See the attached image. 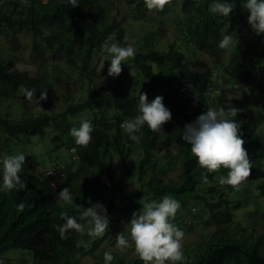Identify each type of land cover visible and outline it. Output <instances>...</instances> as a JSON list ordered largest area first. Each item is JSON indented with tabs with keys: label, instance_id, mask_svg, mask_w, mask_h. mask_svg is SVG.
Masks as SVG:
<instances>
[{
	"label": "trees",
	"instance_id": "trees-1",
	"mask_svg": "<svg viewBox=\"0 0 264 264\" xmlns=\"http://www.w3.org/2000/svg\"><path fill=\"white\" fill-rule=\"evenodd\" d=\"M129 1L135 4L131 7L132 17L146 6L144 0ZM212 2L201 0L195 7L200 19L183 28V35L195 50L194 54H186L179 48L169 51L136 48L131 62L137 65L142 79L148 80L149 91L164 90L163 103L172 113V119L159 132L144 125L140 133H136L140 136L137 142L132 141L120 125L137 114L139 99L104 79L93 85L94 89L85 100L73 101L55 115L41 111L37 115L25 113L17 119L12 117L13 113H2V101L13 99L22 88L35 90L37 99L40 92L46 90L47 94L61 91L63 97L70 100L68 91L74 69L79 70L82 77H93L96 71L89 67L92 58L100 55L110 58L102 50V43L109 34L116 33L122 45L129 43L122 21L108 13L107 0H79L78 7H67L62 0L5 1V8L0 10V31L6 32L17 48L19 40L15 31L22 30L33 36L32 58L37 70L32 74L28 70L8 69L4 60H0V158L5 145H16L14 139L43 136L50 126L69 121L71 116L77 117L86 111L94 131L86 148L77 146L72 136L68 138L69 149L76 148L78 159L66 170L67 178L60 187L52 186L53 177L30 171V163L35 162L31 161L23 165L20 173L26 188L0 192V261L10 251L24 249L26 253L21 255L25 264H77L82 254L94 257L95 264H105L104 253L109 251L106 248L107 230L102 237L95 238L87 234L81 237L73 230L69 231L67 239H61L54 227L64 223L60 216L62 211L79 217L73 206L62 208L56 203L59 191L68 187L73 195V205L90 206L88 198L103 204L107 191L113 192L116 198L126 199L128 202L120 208L117 217L109 220L113 226L131 219L142 207L140 200L145 201L150 196L171 195L183 205L190 201L202 202L204 209L209 208L208 219L215 222L216 229L207 242L197 245L201 253L194 258L190 256L185 264H264V234L254 238V231L245 228L242 234L232 236L230 229L236 222L230 206L234 203L232 205L239 207L243 201L229 197L231 191L242 192L252 187L257 179H260L264 193V34L257 35L252 31L247 20L249 13L242 7L244 0H233L236 7L229 17L209 13ZM244 31L253 37L250 47L240 45ZM225 34L233 36L229 48H236V52L227 63H222L229 48L220 49L218 43ZM201 51L209 55L217 52L222 60L215 69L209 68L198 56ZM213 71L216 73L211 77ZM83 86L81 91L87 89ZM206 86L215 90V94L211 95ZM194 92H199L198 99ZM237 94L241 95L240 99H229ZM254 94L258 97L256 106L250 100ZM230 105L243 109L236 119L241 124L244 147L252 163L251 175L239 189L219 183L220 176L227 175V169L208 173L201 168L191 154V146L182 139L185 124L195 121L209 106L227 108ZM23 106L28 112L30 106L26 103ZM170 146L176 148L174 153ZM17 147L9 150L14 152ZM135 147L143 153V158L138 161L141 189L136 193H125L122 183L131 174L129 158ZM12 152L11 155L16 154ZM161 152L165 155H159ZM115 154L124 165L123 175L118 179L114 175ZM0 168L2 184V164ZM104 169L108 183L103 181ZM204 175L208 177L207 183L203 180ZM21 202L25 204L23 212L17 211ZM81 239L87 247L77 246ZM109 252L114 256V263L120 260L116 252ZM140 262L137 259L134 264Z\"/></svg>",
	"mask_w": 264,
	"mask_h": 264
},
{
	"label": "rangeland",
	"instance_id": "rangeland-1",
	"mask_svg": "<svg viewBox=\"0 0 264 264\" xmlns=\"http://www.w3.org/2000/svg\"><path fill=\"white\" fill-rule=\"evenodd\" d=\"M5 1L6 0H0V10L5 8ZM200 1L201 0H172V3L167 5L163 11H149L145 6V8H142L141 14L137 12V16L132 17L131 7L135 4L132 5L129 3V0H107V11L109 14L116 16L122 21V24H124L126 28V38L135 48L140 47L144 51H169L171 48H179L186 54H194L195 50L188 45V38L185 34L183 35V28L187 27L191 22L195 24V22L200 19L199 14L195 12V7ZM246 31H244L243 37L240 39V45L244 47H248L254 42L253 37ZM12 34L13 33H11V35ZM14 34L19 40L18 48L12 44L11 39L7 38L6 32L0 31V60H4L3 64L8 69L17 68L20 70H28L32 74L36 73L37 65L32 58L34 46L33 36L22 30L15 31ZM236 39L237 38H235V41ZM235 52L236 48L233 49L232 47L227 49L224 53V60L221 59V55L217 52H214L213 55H209L201 51L198 53V56L206 63V66L215 69L218 62L222 60V63H227ZM44 55L46 56L47 54L45 53ZM131 59L132 58H129L122 62L121 74L113 77L108 75V67L111 63L110 58H107L105 55L95 56L90 61L89 67L96 71V75L93 77H82L78 74L79 70L77 71V69H74L72 72L73 76L70 80L71 87L70 91H68L71 95L70 100H66L63 94H61V91H53L47 94V100L41 101L42 103H40L39 106L34 102L35 97H33L32 101L26 98L23 91L26 88H22L13 99L2 101L1 111L4 115L13 113L12 117L17 119H21L25 113L37 115L41 111H48L50 114L55 115L65 110L73 101L85 100V98L91 94L96 86L95 84L101 82L103 79L112 82L118 88L128 90L130 94L135 95L138 99L140 93H146L149 102L157 95L162 96L164 90L156 93H152L148 90V80L142 79V76L139 75L137 65L131 62ZM81 86L87 89L81 91ZM82 97H84V99L81 100ZM257 98V95L254 94L250 99L255 106ZM175 100L176 99H172V101ZM23 103L30 106L28 112H26ZM86 112L77 117L71 116L69 121L60 122L59 125L50 126L47 129V133L43 136L39 134L27 135L21 136L19 139H14L16 140V145H5L0 161H2L4 156L11 155L13 149H9L18 146L12 153L18 154L23 152L25 154V163L35 161L45 167L53 166L56 163H73L74 154L70 151L68 145V138L71 136L70 129L72 127H79L82 120H88L90 114ZM20 144H22L21 147H19ZM136 147L130 153L129 158L131 174L127 181L122 183L125 185L123 189L125 193H136L141 189L138 161L143 158V153ZM170 149L172 153L176 150L174 146H170ZM159 155L162 156L165 155V153L161 152ZM1 164L2 162L0 166ZM113 166L115 178L118 179L124 172V165L118 154L114 155ZM0 170L2 169L0 168ZM103 181L105 183L109 182L105 169L103 170ZM104 197L103 205L107 209L109 220L116 218L120 212V208L128 202L126 199L116 198L111 191H107ZM229 197L231 200L240 199L243 201V203L238 205L239 207L232 205L234 203L230 206V210L233 212V220L236 222L230 229L232 236L235 237L239 232L242 234L241 231L245 228L248 231H254V238H257L260 234H264V193L261 192L260 179L255 180L253 186H249L247 190L242 192L231 191ZM162 198L163 197L150 196L149 199L145 201L160 202ZM180 205L181 207L172 222L185 234L183 252L187 260L190 256L194 258L201 253L197 245L201 242H207L215 231L216 226L213 220L210 221L208 219L210 210L209 208L204 209L205 206L202 202H197L196 204L190 201L186 205L180 202ZM142 207L137 210V213ZM130 221L131 219L126 221L122 220L119 224L117 223L114 226L109 224L107 227L108 242L106 248L109 251L116 252L117 258L119 257L120 259L115 263L113 261V264H134L136 260L139 259L134 251V246L124 249H120L116 246V236L120 232H123L130 240L128 225ZM189 222L192 224H189ZM243 235L248 234L243 233ZM21 253L25 255L26 252L24 249H14L1 257V261L9 264H25L26 261L23 259ZM77 264H95V259L90 255L82 254ZM137 264H143V261Z\"/></svg>",
	"mask_w": 264,
	"mask_h": 264
},
{
	"label": "clouds",
	"instance_id": "clouds-1",
	"mask_svg": "<svg viewBox=\"0 0 264 264\" xmlns=\"http://www.w3.org/2000/svg\"><path fill=\"white\" fill-rule=\"evenodd\" d=\"M67 7H78L79 0H62ZM149 11H163L164 8L172 3V0H144ZM236 7L233 0H213L209 5L208 11L212 15L219 14L223 17H229ZM243 9L247 10L248 24L257 35L264 34V0H244ZM126 39V38H125ZM192 45V43L190 42ZM233 44V36L225 34L218 43L220 49H227ZM193 46V45H192ZM102 50L110 57V66L108 67L109 76H119L122 72V62L129 58H134L137 49L130 43L122 45L116 38V33L109 34L102 43ZM216 72L213 71L211 77ZM211 95L215 90L206 86ZM218 92L220 89H217ZM264 90V87H263ZM29 101L35 96V103L40 106V102L47 100L46 90L40 92L39 99L36 98L35 90H23ZM196 99L199 92H194ZM240 99L241 95L230 96L229 99ZM137 114L129 119L122 121L120 127L128 134L132 141H139L142 127H147L153 132H159L163 125L172 119L171 111L164 105L163 97L157 95L149 102L146 93H140ZM243 109L228 106L212 107L209 106L205 112L197 116L193 122L186 123L182 133V139L191 147L190 151L196 158L199 166L206 169L208 173L219 172L222 168L227 169L226 176H220L221 185H229L234 189H239L251 175L252 163L248 152L244 147L245 140L242 138L241 124L236 119L238 113ZM94 131L91 121L85 119L80 122L79 127H72L70 134L75 140V144L86 148L92 141V132ZM71 147L70 151L74 154V161L78 159L76 148ZM2 184L0 192H11L26 188V182L21 179L20 173L23 171L25 164V154L6 155L2 161ZM34 163V164H33ZM68 166L67 170L73 166V163H63ZM30 171L40 175H48L45 170L49 167L41 166L37 162H31ZM55 179V176L48 175ZM67 174L56 186L60 187ZM52 180V181H53ZM203 180L208 182L207 175ZM20 186V187H18ZM56 203L62 208L65 205L73 206L79 217L69 215L67 211L60 213L61 219L64 220L62 225L54 227L60 234L61 239H67L69 231H75L81 237L87 234L90 237H102L109 225V215L106 207L99 202H92L88 198L90 206L85 207L83 204L73 205V195L68 187L59 191L56 197ZM143 205L137 213L134 212L129 225L130 240L123 232L116 236V246L120 249L131 248L143 264H185L183 252L184 232L177 227L172 221L180 209V202L171 195H165L160 202H146L140 200ZM25 204L23 202L17 205V211L23 212ZM84 221L85 223L78 222ZM87 244L83 239L78 241L77 246ZM114 256L111 252L104 253L105 264H110ZM0 264H3L0 261Z\"/></svg>",
	"mask_w": 264,
	"mask_h": 264
},
{
	"label": "built area",
	"instance_id": "built-area-1",
	"mask_svg": "<svg viewBox=\"0 0 264 264\" xmlns=\"http://www.w3.org/2000/svg\"><path fill=\"white\" fill-rule=\"evenodd\" d=\"M73 149H75V148H72V150ZM67 168H68L67 165L61 164V165L52 166L51 168H49L45 171L47 174L50 172L48 175L56 176L55 179L52 181V184L54 186H56L59 182V179H61V178L63 179L65 177Z\"/></svg>",
	"mask_w": 264,
	"mask_h": 264
}]
</instances>
